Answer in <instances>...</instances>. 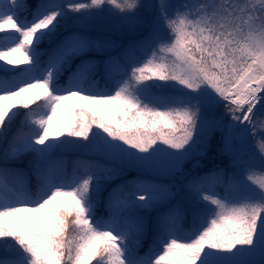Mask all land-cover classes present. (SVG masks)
I'll use <instances>...</instances> for the list:
<instances>
[{"label":"snow or ice","instance_id":"6c2138e0","mask_svg":"<svg viewBox=\"0 0 264 264\" xmlns=\"http://www.w3.org/2000/svg\"><path fill=\"white\" fill-rule=\"evenodd\" d=\"M0 264H264V0H0Z\"/></svg>","mask_w":264,"mask_h":264},{"label":"rangeland","instance_id":"374dc122","mask_svg":"<svg viewBox=\"0 0 264 264\" xmlns=\"http://www.w3.org/2000/svg\"><path fill=\"white\" fill-rule=\"evenodd\" d=\"M221 160V158H217L215 161H214V163H219V161ZM212 161H206V164H209V165H212Z\"/></svg>","mask_w":264,"mask_h":264},{"label":"trees","instance_id":"16d2710c","mask_svg":"<svg viewBox=\"0 0 264 264\" xmlns=\"http://www.w3.org/2000/svg\"><path fill=\"white\" fill-rule=\"evenodd\" d=\"M44 46H46V45H44ZM221 162V160L219 161V163ZM207 166L210 168L212 165H209V164H207Z\"/></svg>","mask_w":264,"mask_h":264}]
</instances>
